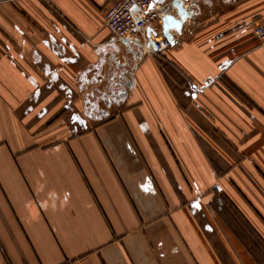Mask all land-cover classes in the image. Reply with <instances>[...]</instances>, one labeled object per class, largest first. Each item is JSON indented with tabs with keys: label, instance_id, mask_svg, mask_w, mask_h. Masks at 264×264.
Returning a JSON list of instances; mask_svg holds the SVG:
<instances>
[{
	"label": "crops",
	"instance_id": "obj_1",
	"mask_svg": "<svg viewBox=\"0 0 264 264\" xmlns=\"http://www.w3.org/2000/svg\"><path fill=\"white\" fill-rule=\"evenodd\" d=\"M116 1L0 0V264H264V0H191L100 117Z\"/></svg>",
	"mask_w": 264,
	"mask_h": 264
},
{
	"label": "built area",
	"instance_id": "obj_2",
	"mask_svg": "<svg viewBox=\"0 0 264 264\" xmlns=\"http://www.w3.org/2000/svg\"><path fill=\"white\" fill-rule=\"evenodd\" d=\"M163 2L159 3L158 0H117L105 12L107 29L111 32L116 43L125 46L126 57H129L135 64L139 62L141 55L163 54L175 45L180 36L174 30L170 31L172 39L164 35V18L172 15L171 13H174L172 16L178 17L176 11L173 8L169 9V4ZM191 6L192 4L184 1L185 9ZM254 34L264 46V23L254 27Z\"/></svg>",
	"mask_w": 264,
	"mask_h": 264
},
{
	"label": "rangeland",
	"instance_id": "obj_3",
	"mask_svg": "<svg viewBox=\"0 0 264 264\" xmlns=\"http://www.w3.org/2000/svg\"><path fill=\"white\" fill-rule=\"evenodd\" d=\"M190 1L191 0H187L186 3H189ZM194 1L197 4V0ZM116 51H117L116 53L109 52L106 56L103 57L101 61L102 64H100V67L97 68L98 71H101V73L96 74L95 76L96 79L94 80V84H90L89 86H86L85 89V94H87V92L89 93V95H87L90 101L89 105L94 100L96 101V103H99V107L101 111L100 112L98 110H94V111L98 113L100 117L105 116L104 114L105 112H107L106 110H108L109 105L118 98H120L118 96H121L119 95V93H117V95H113L108 91L110 84L112 83L114 85L113 87H111L112 91L116 90L117 92L123 86L128 85V83L131 80L132 71L135 65V63L132 60H130L129 57H126V50L123 44L118 43V46L116 47ZM140 60L141 59L139 58V62H141ZM139 62L137 64H139ZM124 64H126V66H123ZM104 98H106L107 104H105ZM92 111H90L91 114L93 113ZM70 118L71 119H69L68 123L79 124L80 126L83 127L84 119H82L80 115L74 113L73 115L70 116ZM100 120H103V118ZM251 238L252 241L254 240L256 242H260L259 236L257 234L256 235L251 234ZM256 244L258 245V243ZM260 246L262 247V249L259 250L260 253L264 252L263 243L260 242ZM256 251L257 249H252V252L256 254V257H259V254ZM261 258L262 257L260 255V259ZM262 260L264 259H261V261Z\"/></svg>",
	"mask_w": 264,
	"mask_h": 264
},
{
	"label": "water",
	"instance_id": "obj_4",
	"mask_svg": "<svg viewBox=\"0 0 264 264\" xmlns=\"http://www.w3.org/2000/svg\"><path fill=\"white\" fill-rule=\"evenodd\" d=\"M184 1L187 2V0H165L164 4H169L168 8H173L176 13L177 17L168 15L166 18H164V35L172 39V35L170 33L171 30L177 31L179 34H181L184 23L191 17L192 14V7L185 9L184 8ZM153 45V43H152Z\"/></svg>",
	"mask_w": 264,
	"mask_h": 264
},
{
	"label": "flooded vegetation",
	"instance_id": "obj_5",
	"mask_svg": "<svg viewBox=\"0 0 264 264\" xmlns=\"http://www.w3.org/2000/svg\"><path fill=\"white\" fill-rule=\"evenodd\" d=\"M101 64H102V62H101ZM98 67H100V65L98 66ZM99 73H101V71L99 72ZM129 84V83H128ZM114 85L111 83L110 84V86H109V89H108V91L111 93V94H113V95H117V93H120V90L117 92L116 90H114V91H112V88L111 87H113ZM113 89H115V88H113ZM93 94H94V92H93ZM106 95H108V94H106ZM119 95H121V94H119ZM118 97H120V96H118ZM107 98V97H106ZM106 98H104L105 99V104H107V102H106ZM119 99V98H118ZM86 100H87V102H90L89 101V97H87L86 98ZM87 112L90 114V111H92V110H98L99 112L101 111V109H100V107H99V103H96V101L94 100L93 102H91L90 103V105L88 106V108H87Z\"/></svg>",
	"mask_w": 264,
	"mask_h": 264
}]
</instances>
